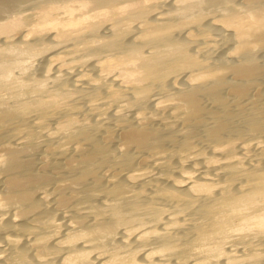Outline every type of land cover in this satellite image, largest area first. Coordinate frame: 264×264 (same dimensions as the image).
I'll return each instance as SVG.
<instances>
[{"label": "bare ground", "instance_id": "1", "mask_svg": "<svg viewBox=\"0 0 264 264\" xmlns=\"http://www.w3.org/2000/svg\"><path fill=\"white\" fill-rule=\"evenodd\" d=\"M0 264H264V0H0Z\"/></svg>", "mask_w": 264, "mask_h": 264}]
</instances>
